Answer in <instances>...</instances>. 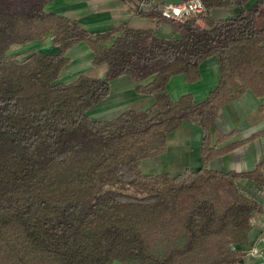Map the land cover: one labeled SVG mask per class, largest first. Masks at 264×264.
Wrapping results in <instances>:
<instances>
[{"label": "trees", "instance_id": "1", "mask_svg": "<svg viewBox=\"0 0 264 264\" xmlns=\"http://www.w3.org/2000/svg\"><path fill=\"white\" fill-rule=\"evenodd\" d=\"M52 1L0 0V264H244L243 245L264 208L236 181L264 191V165L245 173L208 165L264 137L262 131L232 147L211 146V131L218 143L231 136L215 129L223 107L247 92L264 97V0L249 9L246 0H233L240 13L225 20L209 14L228 2L202 0L205 15L177 24L178 37L168 39L128 24L91 34L74 19L47 13ZM45 40L57 51L8 56L12 46ZM80 43L106 74L63 82L68 52ZM211 57L220 71L215 89L200 103L191 95L172 100L169 80L197 82ZM124 76L144 83L135 92L153 103L91 120L89 110ZM186 123L203 133L201 168L142 174V162L163 155L169 136Z\"/></svg>", "mask_w": 264, "mask_h": 264}, {"label": "crops", "instance_id": "2", "mask_svg": "<svg viewBox=\"0 0 264 264\" xmlns=\"http://www.w3.org/2000/svg\"><path fill=\"white\" fill-rule=\"evenodd\" d=\"M147 1L150 4H175L184 0ZM224 1L229 4L210 11L209 15L212 20L230 19L229 15L236 17L240 13V8L232 4L233 0ZM257 1L246 0L245 9H249ZM137 3L138 0H53L46 6L45 11L49 14L74 19L91 34L103 33L128 24L133 28L151 29L160 38L178 37L177 28L170 25L171 21L163 18H142L137 13ZM10 50H12L10 56L13 57L16 55L25 57L39 51L46 53L57 51L50 47L48 40L41 43L31 42L25 45H15ZM68 56L70 63L63 71L61 77L63 82L68 83L78 75H86L96 66L92 63L94 54L84 43L72 47ZM198 72L199 80L195 83H186L181 75L174 76L169 80L166 91L172 100H178L184 95H191L195 103H200L215 89L220 78L217 59L211 57L203 61ZM98 78H104V76H98ZM141 84L144 83H135L127 76L110 82L108 96L89 110V118L94 121H106L117 117L128 109L143 110L147 108L154 99L152 96L139 95L135 92V87ZM262 105H264V97L255 98L247 92L223 107L215 120V129L216 132L223 135L231 133V136L218 143L215 131H211V146L217 150L232 147V145L264 131V108L261 112L259 110ZM202 137L203 133L197 126L184 124L169 136L166 152L156 158L145 160L140 169L148 164V174L166 171L172 176H177L185 170L193 172L200 169ZM260 162L264 165V137H257L233 148L229 153L215 158L209 163L208 169L223 173L231 171L245 173L253 171ZM236 186L264 208V191L258 188L254 182L240 179L236 181ZM262 218V215H257L254 218L248 239L243 245L244 264H264V251L261 242V237L264 234L260 228ZM253 251H256V255L253 254Z\"/></svg>", "mask_w": 264, "mask_h": 264}, {"label": "built area", "instance_id": "3", "mask_svg": "<svg viewBox=\"0 0 264 264\" xmlns=\"http://www.w3.org/2000/svg\"><path fill=\"white\" fill-rule=\"evenodd\" d=\"M146 12L158 14L165 20L182 25L190 17L204 16L206 13V9L202 0H184L175 4H150L147 0H138L137 13L139 14ZM196 24L199 27L204 26V23L201 19H198ZM260 228L262 234H264V218H262V220L260 221ZM261 242L264 251V235L261 237ZM253 254L256 255V251H253Z\"/></svg>", "mask_w": 264, "mask_h": 264}, {"label": "rangeland", "instance_id": "4", "mask_svg": "<svg viewBox=\"0 0 264 264\" xmlns=\"http://www.w3.org/2000/svg\"><path fill=\"white\" fill-rule=\"evenodd\" d=\"M236 9V8H234ZM228 11H231L228 9ZM230 18H233L235 15H229ZM170 25H172L175 29L178 27L177 24L171 22ZM10 56V55H8ZM13 57V56H12ZM26 57V56H25ZM24 56L21 57V55H16L14 58H16V60H22L25 58ZM105 73H106V65L105 64H100V65H96L95 67H93L91 70H89L87 73H86V76H89V77H94V78H98V76H105ZM147 166H144L142 170V174H148L147 170H148V164H146Z\"/></svg>", "mask_w": 264, "mask_h": 264}]
</instances>
